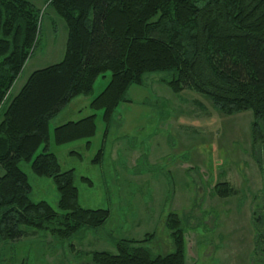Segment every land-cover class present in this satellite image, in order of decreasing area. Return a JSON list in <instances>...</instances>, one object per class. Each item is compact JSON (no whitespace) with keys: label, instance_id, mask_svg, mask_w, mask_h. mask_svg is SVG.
<instances>
[{"label":"trees","instance_id":"obj_1","mask_svg":"<svg viewBox=\"0 0 264 264\" xmlns=\"http://www.w3.org/2000/svg\"><path fill=\"white\" fill-rule=\"evenodd\" d=\"M67 27L63 56L32 71L12 97L9 90L40 39L39 9L28 0H0V241L27 234L23 227L47 230L58 239L95 229L106 208L78 202L73 169L62 170L49 150V123L73 98L92 93L98 75L110 72L89 103L102 110L106 134L129 86L147 72L169 71L161 79L174 93L195 91L225 114L252 112L254 142L264 144V0H44ZM95 114L53 129L56 144L89 139ZM42 147L41 152L36 151ZM99 148L93 160H99ZM52 179L57 212L29 198L31 186L20 169ZM227 182L212 187L219 197L232 192ZM174 250L155 254L141 240L119 239L116 253L93 250L82 264H185L184 234L176 213L167 215ZM262 264H264V249Z\"/></svg>","mask_w":264,"mask_h":264},{"label":"rangeland","instance_id":"obj_2","mask_svg":"<svg viewBox=\"0 0 264 264\" xmlns=\"http://www.w3.org/2000/svg\"><path fill=\"white\" fill-rule=\"evenodd\" d=\"M28 1L39 9L40 39L10 97L32 71L61 60L67 38L62 17L44 0ZM170 76L169 71L147 72L141 83L131 84L105 135L102 110L89 102L107 84L109 71L96 77L91 94L73 97L51 119L49 150L62 170L73 169L79 204L106 208L109 216L100 227L67 239L23 227L25 236L0 241V264H82L90 251L116 253L117 240H141L147 234L152 252L167 254L174 250L166 226L170 213L180 218L185 264H262L264 144L253 141L252 112L225 114L195 91L174 93L161 80ZM91 114L96 131L88 145L86 139L55 143V126ZM101 147L102 156L93 160ZM19 167L31 186L29 198L62 213L52 179L33 173L28 161ZM224 181L233 191L219 197L212 187Z\"/></svg>","mask_w":264,"mask_h":264},{"label":"crops","instance_id":"obj_3","mask_svg":"<svg viewBox=\"0 0 264 264\" xmlns=\"http://www.w3.org/2000/svg\"><path fill=\"white\" fill-rule=\"evenodd\" d=\"M108 81H109V80H108ZM107 83H108V82H107ZM105 86H106V85H105ZM91 99H92V98H91ZM90 101H91V100H90ZM89 103H90V102H89ZM87 116H88V115H87ZM84 117H86V116H84ZM84 117H82V118H84ZM79 119H81V118H79ZM79 119H76V120H79ZM76 120H69V121H76ZM65 122H67V121H65ZM65 122H64V123H65ZM62 124H63V123H62ZM59 125H61V124H59ZM59 125H57V126H59ZM55 127H56V126H55ZM55 127H54V128H55ZM50 151H51V150H50ZM51 152H52V151H51ZM53 153H54V152H53Z\"/></svg>","mask_w":264,"mask_h":264}]
</instances>
